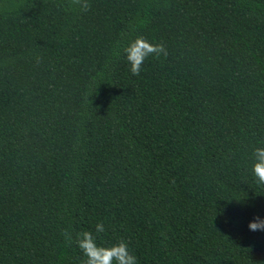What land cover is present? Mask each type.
Instances as JSON below:
<instances>
[{"label":"trees","instance_id":"obj_1","mask_svg":"<svg viewBox=\"0 0 264 264\" xmlns=\"http://www.w3.org/2000/svg\"><path fill=\"white\" fill-rule=\"evenodd\" d=\"M258 140L264 0H0V264H83L98 222L138 264H264Z\"/></svg>","mask_w":264,"mask_h":264},{"label":"clouds","instance_id":"obj_2","mask_svg":"<svg viewBox=\"0 0 264 264\" xmlns=\"http://www.w3.org/2000/svg\"><path fill=\"white\" fill-rule=\"evenodd\" d=\"M114 54L117 57L122 55L131 73L138 76L146 59L150 56L166 58L168 50L163 43H156L143 35H137L129 39ZM250 172L258 184L264 185V141L258 140L251 148ZM248 229L253 232L264 231V216L257 215L250 220ZM105 231L104 223L98 222L95 224V232L86 230L76 234L75 243L85 258L83 264H138V258L131 251L127 241L108 243L99 239L100 234ZM65 235L68 236V233Z\"/></svg>","mask_w":264,"mask_h":264}]
</instances>
